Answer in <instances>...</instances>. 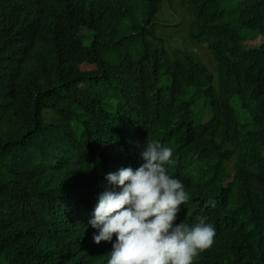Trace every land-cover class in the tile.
Returning <instances> with one entry per match:
<instances>
[{
    "label": "trees",
    "instance_id": "16d2710c",
    "mask_svg": "<svg viewBox=\"0 0 264 264\" xmlns=\"http://www.w3.org/2000/svg\"><path fill=\"white\" fill-rule=\"evenodd\" d=\"M149 138L216 227L192 264H264V0H0V264H105L87 220Z\"/></svg>",
    "mask_w": 264,
    "mask_h": 264
},
{
    "label": "clouds",
    "instance_id": "9594fccd",
    "mask_svg": "<svg viewBox=\"0 0 264 264\" xmlns=\"http://www.w3.org/2000/svg\"><path fill=\"white\" fill-rule=\"evenodd\" d=\"M162 141L145 139L137 167L105 174L106 184L86 225L95 230L94 243L111 242L105 264H192L212 244L216 227L206 216L174 223L190 193L181 177L170 171L173 148ZM194 170L197 180L199 171Z\"/></svg>",
    "mask_w": 264,
    "mask_h": 264
},
{
    "label": "rangeland",
    "instance_id": "374dc122",
    "mask_svg": "<svg viewBox=\"0 0 264 264\" xmlns=\"http://www.w3.org/2000/svg\"><path fill=\"white\" fill-rule=\"evenodd\" d=\"M176 1H178V0H175V2ZM180 9L182 10V7L180 6ZM197 50H198V48H197ZM202 59L206 62V63H208L210 60H207L206 59V56H204V55H202ZM210 67H212V66H210Z\"/></svg>",
    "mask_w": 264,
    "mask_h": 264
}]
</instances>
